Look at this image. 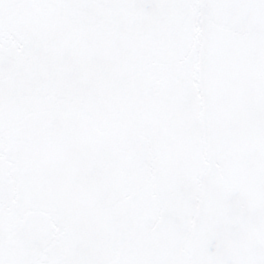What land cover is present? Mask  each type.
Listing matches in <instances>:
<instances>
[{
    "label": "snow or ice",
    "instance_id": "obj_1",
    "mask_svg": "<svg viewBox=\"0 0 264 264\" xmlns=\"http://www.w3.org/2000/svg\"><path fill=\"white\" fill-rule=\"evenodd\" d=\"M0 264H264V0H0Z\"/></svg>",
    "mask_w": 264,
    "mask_h": 264
}]
</instances>
